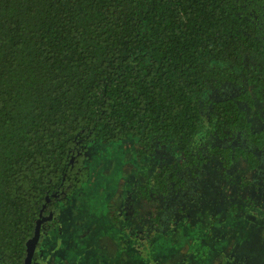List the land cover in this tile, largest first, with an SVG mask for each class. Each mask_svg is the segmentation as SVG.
<instances>
[{"label": "trees", "instance_id": "trees-1", "mask_svg": "<svg viewBox=\"0 0 264 264\" xmlns=\"http://www.w3.org/2000/svg\"><path fill=\"white\" fill-rule=\"evenodd\" d=\"M263 102L264 0H0V264L87 181L90 145L168 148L138 194L177 205L212 162L259 167Z\"/></svg>", "mask_w": 264, "mask_h": 264}, {"label": "rangeland", "instance_id": "rangeland-1", "mask_svg": "<svg viewBox=\"0 0 264 264\" xmlns=\"http://www.w3.org/2000/svg\"><path fill=\"white\" fill-rule=\"evenodd\" d=\"M255 117L264 129V102ZM137 148L133 137L88 147L87 181L64 201L41 264H264V159L227 172L212 162L190 196L166 206L143 202L138 186L172 151L139 159Z\"/></svg>", "mask_w": 264, "mask_h": 264}, {"label": "flooded vegetation", "instance_id": "flooded-vegetation-1", "mask_svg": "<svg viewBox=\"0 0 264 264\" xmlns=\"http://www.w3.org/2000/svg\"><path fill=\"white\" fill-rule=\"evenodd\" d=\"M61 197L60 198H57V202H56V204H54V203H52V206H50V207H47L46 206V208H45V206H44V208H43V211L41 212V214H40V217H39V219L41 218H43L44 220L42 221V223H41V225H40V232H41V234H42V236H41V238H40V242L39 243H37V250H36V252H35V254H34V256H33V261L34 262H32V264H37V262L39 263V264H41V262L39 261V259H40V257H42V255L40 254L43 250H42V247L44 246L43 244L44 243H46V241L49 239V236H50V234L54 231V230H56V229H58L57 228V226H58V224H57V222H56V218H57V216L61 213V210H62V203L59 205V207L58 206H56L57 205V203H58V201L60 200V202H61V200H62V198L63 197H65V195H64V192L62 191L61 192ZM57 195V194H56ZM50 201V200H49ZM49 201H48V203H49ZM51 203V202H50ZM56 206V207H55ZM51 215V216H50ZM51 217V218H50ZM37 224V223H36ZM49 244H51V242H50V240H49ZM41 260V259H40ZM45 264V263H44Z\"/></svg>", "mask_w": 264, "mask_h": 264}, {"label": "water", "instance_id": "water-1", "mask_svg": "<svg viewBox=\"0 0 264 264\" xmlns=\"http://www.w3.org/2000/svg\"><path fill=\"white\" fill-rule=\"evenodd\" d=\"M54 196L56 197L57 195H54ZM49 200H50V198L47 197L46 201L48 202ZM43 220H44L43 218L42 219L40 218L37 220L35 233H34L33 237L30 238L26 243L27 247H26V257L24 260V264H32V262H33V256L37 250V243L40 242V238L42 236V234L40 232V225H41Z\"/></svg>", "mask_w": 264, "mask_h": 264}]
</instances>
